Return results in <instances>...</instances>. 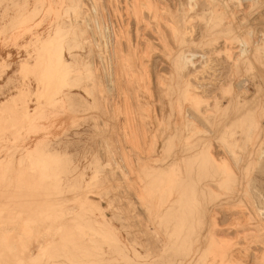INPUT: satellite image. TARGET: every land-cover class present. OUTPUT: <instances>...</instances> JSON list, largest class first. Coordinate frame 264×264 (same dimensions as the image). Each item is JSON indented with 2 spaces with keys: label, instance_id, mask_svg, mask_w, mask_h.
<instances>
[{
  "label": "rangeland",
  "instance_id": "rangeland-1",
  "mask_svg": "<svg viewBox=\"0 0 264 264\" xmlns=\"http://www.w3.org/2000/svg\"><path fill=\"white\" fill-rule=\"evenodd\" d=\"M0 185V264H264V0H0Z\"/></svg>",
  "mask_w": 264,
  "mask_h": 264
},
{
  "label": "bare ground",
  "instance_id": "bare-ground-1",
  "mask_svg": "<svg viewBox=\"0 0 264 264\" xmlns=\"http://www.w3.org/2000/svg\"><path fill=\"white\" fill-rule=\"evenodd\" d=\"M140 2H141V1H140ZM231 53H232V52H231ZM243 89H244V88H243ZM169 165H170V164H169ZM12 174H13V173H12ZM36 174H37V173H36ZM8 175H9V174H8ZM19 175H20V174H19ZM155 175H156V174H155ZM31 180H32V179H31ZM16 182H17V181H16ZM144 182H145V181H144ZM0 186H1V185H0ZM26 186H27V185H26ZM5 187H6V186H5ZM7 187H9V186H7ZM1 189H2V188H1ZM43 190H44V189H43ZM18 192H19V191H18ZM21 192H22V191H21ZM33 192H34V191H33ZM41 193H42V192H41ZM40 195H41V194H40ZM35 196H36V195H35ZM137 197H138V196H137ZM49 198H50V197H49ZM50 199H51V198H50ZM36 200H37V199H36ZM202 200H203V199H202ZM15 202H16V201H15ZM40 202H41V201H40ZM40 202H39V203H40ZM42 203H44V202H42ZM37 204H38V203H37ZM5 205H7V204H5ZM5 205H4V206H5ZM8 207H9V205H8ZM15 207H16V206H15ZM27 207H29V206H27ZM0 208H1V207H0ZM15 210H16V209H15ZM21 210H22V209H21ZM0 211H1V210H0ZM4 211H6V210H4ZM17 211H18V210H17ZM14 212H15V211H14ZM16 213H17V212H16ZM31 213H33V212H31ZM9 214H10V213H9ZM17 214H18V213H17ZM22 215H23V214H22ZM4 216H5V215H4ZM4 216H3V217H4ZM8 216L10 217V215H8ZM13 216H14V214H13ZM20 216H21V215H20ZM26 216H27V215H26ZM31 216H32V215H31ZM6 217H7V216H6ZM14 217H15V216H14ZM51 217H52V216H51ZM51 217H50V218H51ZM7 219H8V218H7ZM12 219H13V218H12ZM1 223H2V222H1ZM62 224H63V223H62ZM62 224H61V226H62ZM75 224H76V223H75ZM61 226H60V227H61ZM61 228H62V227H61ZM62 229H63V228H62ZM66 229H67V228H66ZM65 231H66V230H65ZM61 233H62V232H61ZM74 234H75V233H74ZM68 235H69V234H68ZM55 236H56V235H55ZM69 237H70V236H69ZM62 239H63V237H62ZM73 239H74V238H73ZM62 242H63V241H62ZM63 243H64V242H63ZM60 247H61V246H60ZM58 248H59V247H58ZM58 248H57V249H58ZM60 249H61V248H60ZM64 249H65V247H64ZM46 250H47V249H46ZM50 252H51V251H50ZM48 253H49V252H48ZM51 254H52V253H51ZM51 254H50V255H51ZM47 255H48V254H46L45 257H46ZM256 256H257V255H256ZM55 257H56V256H55ZM48 258H49V257H48ZM72 260H73V259H72ZM75 260H76V259H75ZM236 260H237V259H236ZM73 261H74V260H73ZM245 261H246V260H245ZM35 263H37V262H35ZM39 263H40V262H39ZM29 264H30V263H29ZM40 264H41V263H40ZM74 264H76V263H74Z\"/></svg>",
  "mask_w": 264,
  "mask_h": 264
}]
</instances>
